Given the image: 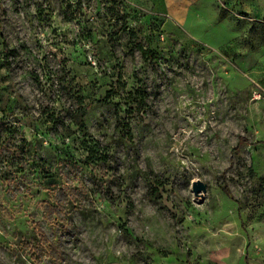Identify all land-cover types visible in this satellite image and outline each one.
<instances>
[{"label": "rangeland", "instance_id": "374dc122", "mask_svg": "<svg viewBox=\"0 0 264 264\" xmlns=\"http://www.w3.org/2000/svg\"><path fill=\"white\" fill-rule=\"evenodd\" d=\"M187 9L0 0V264H264V0Z\"/></svg>", "mask_w": 264, "mask_h": 264}, {"label": "crops", "instance_id": "0c3cea01", "mask_svg": "<svg viewBox=\"0 0 264 264\" xmlns=\"http://www.w3.org/2000/svg\"><path fill=\"white\" fill-rule=\"evenodd\" d=\"M146 3H154L160 6L164 12L176 14L182 16L187 13V1L188 0H144Z\"/></svg>", "mask_w": 264, "mask_h": 264}, {"label": "water", "instance_id": "95a60500", "mask_svg": "<svg viewBox=\"0 0 264 264\" xmlns=\"http://www.w3.org/2000/svg\"><path fill=\"white\" fill-rule=\"evenodd\" d=\"M192 189L195 195H200L206 190V184L202 180L196 179L193 182Z\"/></svg>", "mask_w": 264, "mask_h": 264}, {"label": "trees", "instance_id": "16d2710c", "mask_svg": "<svg viewBox=\"0 0 264 264\" xmlns=\"http://www.w3.org/2000/svg\"><path fill=\"white\" fill-rule=\"evenodd\" d=\"M225 187V186H224Z\"/></svg>", "mask_w": 264, "mask_h": 264}]
</instances>
